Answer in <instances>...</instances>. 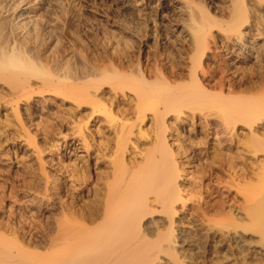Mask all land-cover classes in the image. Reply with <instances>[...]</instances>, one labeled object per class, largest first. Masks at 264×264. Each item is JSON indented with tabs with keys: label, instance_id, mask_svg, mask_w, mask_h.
<instances>
[{
	"label": "bare ground",
	"instance_id": "bare-ground-1",
	"mask_svg": "<svg viewBox=\"0 0 264 264\" xmlns=\"http://www.w3.org/2000/svg\"><path fill=\"white\" fill-rule=\"evenodd\" d=\"M184 1L164 0L165 11L175 12L182 5L178 4L186 3L188 20L173 21L171 36L158 35L156 52L151 53V47L143 43L144 60L152 58V63L138 60L118 67L111 61L107 79L113 94L107 96L108 101L98 97V86L92 94L78 84H69L80 77L64 75L45 80L51 86L48 90L74 99L78 107L90 104L93 113L104 114L111 124L112 136L95 142L99 161L93 185L89 187L93 195L90 207L61 201L62 214L56 216L53 213L56 200L54 195H48L47 187L42 196H28L24 204L29 209L33 207V213L29 214L41 217L51 214L48 223L54 231L48 234L50 229L47 233L48 227L37 224L30 215L29 220L28 216L25 218L27 221L19 220L21 229L11 237L0 227V264H179L176 247L184 248L193 242L179 229L180 221L176 219L183 220L182 214L190 208L197 207L195 212L202 215L207 210L206 204L202 206L204 201L192 204V198L184 197L181 187V181L191 174L188 169L202 158L209 165L198 170L201 177L210 176L215 170L218 173L215 180L220 183L227 167L235 175L228 174L231 179L222 183L228 189H242L245 194L244 205L240 207L249 225H239L230 218V223L220 230L227 242L234 243L243 258L251 253L264 254V234L257 243L243 238L253 230V224L264 226V0ZM27 3L24 17L31 11ZM8 39L0 40V81L11 86L16 102L14 97L11 101L17 105L20 95L30 92L28 78L37 66L20 52L15 40ZM170 42L175 46L174 54L165 52ZM96 70L92 68L82 78L91 79ZM126 90L131 96L119 98ZM194 103L208 106H192ZM100 115L98 119L102 118ZM149 119L152 121L143 129ZM187 123L193 129L189 128L185 136L181 129ZM198 125L203 132L200 138L195 132ZM84 128L83 123L76 129L87 149L88 135L83 134ZM240 128H245V132ZM210 130L219 135L213 150L207 146ZM100 132L96 129V133ZM112 142L116 145V156L110 161V168V163L106 164L101 156L111 150ZM127 145L134 152L128 157ZM197 148L198 153L194 151ZM237 159H248L251 165H244L239 173L234 169L237 162L241 163ZM237 177H242L244 183ZM225 199L219 200L220 204L216 202L219 207L214 204L215 207L223 208ZM176 205L181 206L180 211ZM241 264H245L244 260Z\"/></svg>",
	"mask_w": 264,
	"mask_h": 264
},
{
	"label": "rangeland",
	"instance_id": "rangeland-1",
	"mask_svg": "<svg viewBox=\"0 0 264 264\" xmlns=\"http://www.w3.org/2000/svg\"><path fill=\"white\" fill-rule=\"evenodd\" d=\"M26 2H29L31 11L24 17L23 8L28 5ZM184 2L178 4V6L182 5L174 12L171 9L167 11L163 9L164 0H124V2L123 0H0V12L2 11L0 40L2 38L3 40L9 38V42L12 39L15 40V45L20 52L22 51L37 66L36 71L28 78L30 92L24 94V97L20 95L17 105L14 104L16 96L11 86L7 82L0 81V227L4 230L3 232L6 231L7 236L12 235L16 230L20 231L19 225L22 224L19 220L27 221L30 216L37 221V224L42 223L48 227L46 232L51 230L48 231L50 233L47 232L48 234L54 231L48 223L51 214L46 213L48 217H41L35 213L30 215L33 213V207H30V210L24 202L28 196H42L45 187H47V193L49 192L48 195L55 197L57 207L53 213L56 216L62 214L61 201L66 204L72 202L76 207H90L93 195L90 194L89 187L93 185V175L96 171V163L99 161L96 157L95 142L101 139L103 142L106 139L105 136H112V134L109 135L111 124L107 123L104 114L93 113L91 111L93 107L90 104H82L78 107L74 99L48 90L51 86L48 87L45 80L62 78L64 75L70 78L80 77L72 83L70 81L69 84H78L90 93H94L98 86V97L108 101L113 94L110 92L111 88L107 79L111 61L118 67L129 65V63L135 64L138 60L143 63H152V58L144 60L145 57L141 53L145 47L143 43L146 42L151 47V53L156 52L155 42L159 38L158 35L167 33L171 36L170 29L173 21L184 23L188 20ZM170 17H173L172 23ZM167 45L165 52L174 54L173 42ZM92 68L97 69L96 75L84 80L82 76ZM124 94L119 98L127 97L126 94L131 96L127 90ZM13 97L15 100L12 102ZM204 105L208 106L202 103L192 104L196 107ZM98 114H101V119L97 118ZM151 121V119L148 122L146 120L147 123H144L143 129H146ZM83 123L84 127H87L83 129V134L89 136H87V149L84 148L82 137L78 135V129H76L78 124L83 126ZM189 128L193 129L188 123L183 125L181 133L188 136ZM96 129H99L101 134L96 133ZM239 130L245 132L246 129ZM200 131L201 127L198 125L195 129L197 137L203 136V132ZM218 137L219 135L212 134L210 130L207 138L208 149L210 147L211 150L214 149L212 146H215ZM114 146L116 145L112 142L110 149L114 151L110 150L111 152L108 151L101 156L106 164H109L116 156ZM199 150L194 149L196 153ZM130 151L133 149L127 145L128 155L125 153L127 157L134 153ZM204 159L195 161L194 166L188 169L191 174L185 177L183 182L181 181V187L183 196L192 198L191 201L194 200L192 204L198 203V200L204 201L202 206L207 205V212L205 211L202 215L200 212H195L197 207H194L182 214L185 215L183 220L176 219L180 221L177 224L179 229H183L182 232L185 231L186 234H184L186 236L188 234L193 242L184 248L176 247V263L180 260L179 264H227L229 261L241 264L244 260L245 264H264V254L251 253L243 258V253L234 247V243L227 242L226 236L220 231L230 223V218L235 219L234 222L236 221L239 225H249L245 218V211L240 207L244 205L245 194L241 191L242 189L236 190L234 187L228 189L224 186L226 181L231 179L228 174L235 175V171L226 170L227 167L219 178L224 179L222 182L225 183L216 181L218 173L215 170L217 175L211 172L212 175L201 177L198 170H203V167L207 168L209 165ZM237 161L241 163L237 162V169H234L239 173L244 165L246 167L251 165L248 159L244 160L245 162L241 159ZM109 165L111 168L112 164ZM102 167L103 165L100 166V170ZM70 172H74L77 177L76 175L72 177ZM239 178L237 177V180ZM195 181L201 183L197 184ZM252 181L256 180L252 177ZM239 182L244 183L243 179ZM221 196H223L222 200L226 198V202L224 201L226 205L217 209L219 207L217 204L222 201ZM232 200L238 202L233 204ZM231 208L234 209L229 210ZM176 209L180 211L181 206L176 205ZM46 220H48L47 223ZM6 224L8 227L5 226ZM161 228L164 229V227ZM252 228L253 230H249L243 238L247 242L257 243L260 236L264 234V226L258 223L253 224ZM34 243L43 244L44 242Z\"/></svg>",
	"mask_w": 264,
	"mask_h": 264
}]
</instances>
